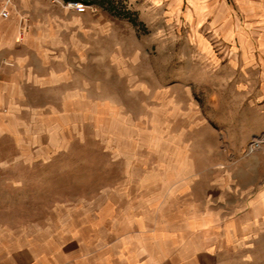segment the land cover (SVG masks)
Here are the masks:
<instances>
[{
    "label": "rangeland",
    "instance_id": "374dc122",
    "mask_svg": "<svg viewBox=\"0 0 264 264\" xmlns=\"http://www.w3.org/2000/svg\"><path fill=\"white\" fill-rule=\"evenodd\" d=\"M38 3L25 10L34 40H71L77 81H25L14 121L25 145L0 135L2 221L25 227L57 206L116 207L135 188L161 199L183 185L191 205L264 188V0ZM61 24L72 25L70 38L59 37ZM48 113L56 162L26 165L44 156L30 139Z\"/></svg>",
    "mask_w": 264,
    "mask_h": 264
},
{
    "label": "crops",
    "instance_id": "0c3cea01",
    "mask_svg": "<svg viewBox=\"0 0 264 264\" xmlns=\"http://www.w3.org/2000/svg\"><path fill=\"white\" fill-rule=\"evenodd\" d=\"M38 2L13 0L4 9L7 17H0V135H10L17 148L25 145V125L14 126L25 81L42 86L77 81L71 40L48 46L34 40L37 27L30 28L34 20L25 19V10ZM71 26L59 25V37L70 38ZM46 118L50 122L39 126L43 135L30 139L46 157H25L26 165L56 162L51 126L57 117L48 113ZM183 188L161 199L152 189H129L116 207L57 206L49 220L25 227L0 218V264H264V188L247 190L242 200L219 197L212 205L205 199L184 203Z\"/></svg>",
    "mask_w": 264,
    "mask_h": 264
},
{
    "label": "built area",
    "instance_id": "2783aa9c",
    "mask_svg": "<svg viewBox=\"0 0 264 264\" xmlns=\"http://www.w3.org/2000/svg\"><path fill=\"white\" fill-rule=\"evenodd\" d=\"M12 1H13V0H1V5H2V10H1V12H0V17H1V18H6V17H7V15H6L4 9H5V7H6L9 3H11Z\"/></svg>",
    "mask_w": 264,
    "mask_h": 264
}]
</instances>
